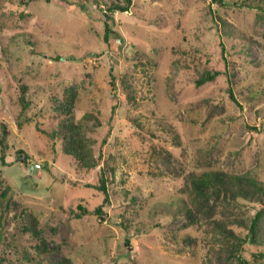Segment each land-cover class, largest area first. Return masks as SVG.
I'll return each instance as SVG.
<instances>
[{
	"label": "rangeland",
	"instance_id": "1",
	"mask_svg": "<svg viewBox=\"0 0 264 264\" xmlns=\"http://www.w3.org/2000/svg\"><path fill=\"white\" fill-rule=\"evenodd\" d=\"M247 1L132 0L123 11L108 6L127 0H0V185L60 244L38 255L11 206L0 218L6 264H236L209 221L186 225L185 184L211 168L264 181V0ZM204 69L219 74L198 86ZM72 86L79 110L100 118L85 121L103 155L89 170L57 134L54 98ZM104 166L100 214L104 196L88 184ZM81 204L90 212L77 217ZM246 204L250 222L258 204Z\"/></svg>",
	"mask_w": 264,
	"mask_h": 264
},
{
	"label": "trees",
	"instance_id": "2",
	"mask_svg": "<svg viewBox=\"0 0 264 264\" xmlns=\"http://www.w3.org/2000/svg\"><path fill=\"white\" fill-rule=\"evenodd\" d=\"M225 4V0H221ZM132 0H127V4L112 2L108 7L111 10H128ZM234 4L239 6H253V3L247 0H234ZM255 6L262 7L261 3H255ZM216 18L221 20L224 26H227L226 20L216 14ZM107 35L111 31L110 25L106 26ZM219 74L217 69H204L199 76H195V83L200 86L216 78ZM231 96L235 95L230 87ZM79 87L72 86L68 88L61 98H54V107L62 115L59 124L58 136L63 140V150L71 155L77 166L81 169H93L102 159V154L97 156L94 149V140L89 137L86 120H100L99 116L93 111H80L77 107L79 100ZM25 96L20 97V101H25ZM237 100V99H236ZM79 112L81 114L79 115ZM178 139V136H174ZM5 144L4 135L0 132V145ZM20 152H23L22 150ZM28 158V155H27ZM21 159V158H19ZM110 169L114 166L110 165ZM107 169L102 170L100 182L91 184L99 189L104 198L103 203L98 205L96 212L102 214L104 205L111 200V193L108 186V179L105 176ZM186 178V187L189 189L190 202L184 209L186 225L201 226L203 221H209L221 236V251L228 252L230 260L236 264H264V181L253 175L250 171L232 172L223 168L205 169L201 172L191 171ZM246 203L257 205L256 211L247 222L241 210H245ZM11 206H13V219L16 223L15 232H29L31 238L35 240L34 248L38 255L48 251L56 252L60 244L55 243L49 247V241L38 215L27 205L19 203L14 199L13 191L9 186L0 185V209L1 217L8 215ZM81 212H77V217H82L89 213L90 209L81 204ZM222 207L219 211V207ZM235 208V211H233ZM237 208V209H236ZM218 214V216H217ZM238 225L248 229L247 234L235 230ZM251 242L258 245L256 250L245 254L246 243ZM5 258L0 254V264H6ZM70 257H63L59 264H71Z\"/></svg>",
	"mask_w": 264,
	"mask_h": 264
},
{
	"label": "water",
	"instance_id": "3",
	"mask_svg": "<svg viewBox=\"0 0 264 264\" xmlns=\"http://www.w3.org/2000/svg\"><path fill=\"white\" fill-rule=\"evenodd\" d=\"M22 159L24 160V157H22Z\"/></svg>",
	"mask_w": 264,
	"mask_h": 264
}]
</instances>
